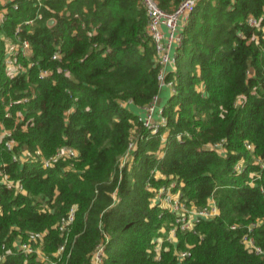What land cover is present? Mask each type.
<instances>
[{"label": "trees", "instance_id": "trees-1", "mask_svg": "<svg viewBox=\"0 0 264 264\" xmlns=\"http://www.w3.org/2000/svg\"><path fill=\"white\" fill-rule=\"evenodd\" d=\"M155 1L170 12L182 0ZM0 11V264H93L98 245L101 264H264V19L247 23L264 0L196 1L155 132L133 109L160 92L139 0H0ZM23 41V70L9 71L6 43ZM64 146L76 156L43 167ZM172 182L186 206L213 197L219 213L164 239L156 257L176 215L151 198Z\"/></svg>", "mask_w": 264, "mask_h": 264}, {"label": "built area", "instance_id": "built-area-1", "mask_svg": "<svg viewBox=\"0 0 264 264\" xmlns=\"http://www.w3.org/2000/svg\"><path fill=\"white\" fill-rule=\"evenodd\" d=\"M141 5L144 7L147 17V33L153 41L156 59L160 65V72L158 74L159 87L160 89L164 86L170 88L171 92L175 91L173 81H166L165 74L174 68L175 64V55L176 50L179 47L182 40V29L187 24L190 14L195 6L197 0H182L180 4L172 11H165L161 9L155 0H139ZM17 5L14 4V7ZM264 19V13L260 17L249 16L247 18V23L252 27H257L260 24V21ZM32 21H26L25 23H31ZM21 30L20 26H17L16 32ZM6 59L5 63L7 69L9 71L12 70H23V66L21 62L18 61V56L26 57L29 52V42L23 41L20 44H8L6 43ZM54 59L59 58V53L55 52L53 55ZM157 96L154 97L152 103L144 108L145 115L140 116V119L143 120L145 126L152 128V131L155 132L158 127V122L153 121V117L156 114V105H157ZM158 115L161 114V109L157 112ZM161 123L165 122L164 118L160 119ZM2 136H9L10 132L8 130L1 131ZM133 143H130L129 149L133 148ZM6 147L8 149L12 148V141H6ZM219 147V146H217ZM248 149L252 148V145L246 144ZM77 152L70 147H62L60 150L56 152L55 155L48 157L43 160V167H50L54 163H56L61 157H74ZM15 159V157L13 156ZM125 159V158H124ZM123 159V160H124ZM125 162V160H124ZM257 164H259L260 168H264V159H257ZM235 170L240 172L242 170V163L235 164ZM254 178L259 175H255L252 173ZM4 180L8 183V185H12L13 181L7 180V176L4 175ZM176 184L175 182L170 183L166 186H161L154 191V195L151 198L153 204H159L162 207H167L171 212L176 215L175 222L170 227L167 232L165 238L159 237L156 240L157 244L155 247L156 257H159V253L161 250V244L164 239L175 243L177 241L176 232L177 231H186L193 230L194 226L197 222L201 220H211L216 215H218L219 210L216 204V201L213 197L208 198V201L205 206L202 208H196L193 205L190 207L186 206L185 203L180 199L179 190H175ZM264 190V186L262 188ZM74 218L73 209L70 210L67 217L62 220V224L60 229L63 230L66 225L71 223ZM231 229H234L235 226H230ZM44 232L39 233H30L28 240L30 242H41L42 236ZM173 234V236H172ZM169 235V236H168ZM243 242L245 247L249 250L254 251L256 254H261L262 249L256 246L253 242L252 237L244 236ZM23 252L31 253L35 252L39 257H44L40 246L34 248L31 243H22L19 246ZM167 250V247H164ZM62 250L60 248L58 253ZM103 255V246L98 245L97 249L93 255V264H101V258ZM175 255L178 260H183L184 258L190 255L189 250H175ZM45 258V257H44ZM2 259V255H0V260ZM46 259V258H45Z\"/></svg>", "mask_w": 264, "mask_h": 264}, {"label": "crops", "instance_id": "crops-1", "mask_svg": "<svg viewBox=\"0 0 264 264\" xmlns=\"http://www.w3.org/2000/svg\"><path fill=\"white\" fill-rule=\"evenodd\" d=\"M170 88L167 87V86H164L160 89V92L158 94V97H157V105H156V113L162 109L163 105L165 104L167 98L170 96ZM136 112H138L140 114V116H143L145 113L144 111L142 112L141 110H137L136 108H133ZM159 119L158 115L155 114L154 117H153V121L154 122H157Z\"/></svg>", "mask_w": 264, "mask_h": 264}, {"label": "water", "instance_id": "water-1", "mask_svg": "<svg viewBox=\"0 0 264 264\" xmlns=\"http://www.w3.org/2000/svg\"><path fill=\"white\" fill-rule=\"evenodd\" d=\"M53 23H54V19H49V20H48V24L51 25V24H53Z\"/></svg>", "mask_w": 264, "mask_h": 264}, {"label": "rangeland", "instance_id": "rangeland-1", "mask_svg": "<svg viewBox=\"0 0 264 264\" xmlns=\"http://www.w3.org/2000/svg\"><path fill=\"white\" fill-rule=\"evenodd\" d=\"M4 11H0V20H1V17H2V14H3ZM4 15V14H3ZM169 236V235H168ZM173 236V234H172Z\"/></svg>", "mask_w": 264, "mask_h": 264}]
</instances>
